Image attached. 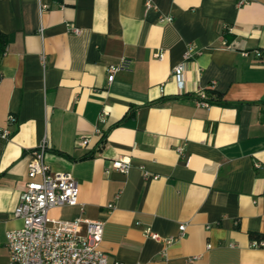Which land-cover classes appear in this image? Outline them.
Returning <instances> with one entry per match:
<instances>
[{"label": "crops", "instance_id": "1", "mask_svg": "<svg viewBox=\"0 0 264 264\" xmlns=\"http://www.w3.org/2000/svg\"><path fill=\"white\" fill-rule=\"evenodd\" d=\"M249 1L0 0V264L44 139L80 187L51 216L104 222L108 264H264V0ZM122 158L128 174H107ZM182 224L170 245L145 236Z\"/></svg>", "mask_w": 264, "mask_h": 264}, {"label": "built area", "instance_id": "2", "mask_svg": "<svg viewBox=\"0 0 264 264\" xmlns=\"http://www.w3.org/2000/svg\"><path fill=\"white\" fill-rule=\"evenodd\" d=\"M238 6L249 4V0H237ZM150 3L148 6L150 7ZM46 7H42L45 9ZM163 22H172L171 18ZM72 33L79 35L80 29L71 26ZM162 60L163 53L155 55ZM192 57L188 51L185 60ZM126 61L120 66L108 68V83L111 84L118 72L127 68ZM184 64L174 68V73L181 76ZM2 76L0 75V84ZM200 105L208 107L207 102ZM109 113L103 111L100 115V124H106ZM14 122L12 116L8 119V125ZM8 127L0 128V141L7 142L11 137ZM96 134L102 136V130L97 128ZM89 140L84 139L82 146H87ZM48 150L46 139L32 153L28 171V182L25 191L21 194L19 204L15 210V217L22 221L20 229L6 233L7 246L10 252V264H108V256L100 251L104 233V222L90 221L82 218L73 221L55 219L51 212L57 208L76 207L79 205L80 187L77 180L71 174H55L45 163V154ZM190 160L187 159V164ZM132 163L128 158L112 160L111 166L106 170L110 173L115 170L122 174H128ZM114 206L109 205L112 209ZM82 225H86V234H81ZM187 230V224L179 228L178 237L162 238L159 234L150 230L145 231V236L155 241H161L170 245L182 238ZM264 246L263 242H252V247Z\"/></svg>", "mask_w": 264, "mask_h": 264}, {"label": "trees", "instance_id": "3", "mask_svg": "<svg viewBox=\"0 0 264 264\" xmlns=\"http://www.w3.org/2000/svg\"><path fill=\"white\" fill-rule=\"evenodd\" d=\"M5 41V38L2 33H0V45H3Z\"/></svg>", "mask_w": 264, "mask_h": 264}]
</instances>
